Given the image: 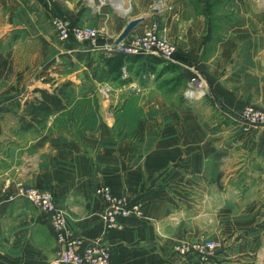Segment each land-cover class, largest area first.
<instances>
[{
  "label": "crops",
  "instance_id": "obj_1",
  "mask_svg": "<svg viewBox=\"0 0 264 264\" xmlns=\"http://www.w3.org/2000/svg\"><path fill=\"white\" fill-rule=\"evenodd\" d=\"M114 1L0 0V53L11 60L0 74V264H49L59 249L49 212L25 199L23 186L48 188L79 251L101 240L112 264H264V125L239 116L245 105L264 108V0H230L221 26L192 0ZM156 2L160 33L177 45L174 89L135 77L100 87L73 53L100 48L72 40L69 48L49 24L59 16L93 26L104 41L132 18L146 19L131 34L142 32ZM192 74L204 92L188 99ZM64 81L72 86L64 108L26 127L33 89L55 92ZM102 184L140 203L143 216L105 230L94 192ZM200 240L216 242L205 259L179 249Z\"/></svg>",
  "mask_w": 264,
  "mask_h": 264
},
{
  "label": "built area",
  "instance_id": "obj_2",
  "mask_svg": "<svg viewBox=\"0 0 264 264\" xmlns=\"http://www.w3.org/2000/svg\"><path fill=\"white\" fill-rule=\"evenodd\" d=\"M114 0H98V5L113 4ZM153 18L140 33L130 34L123 40L115 43V38L100 41V30L93 26L73 23L68 19L53 16L50 19L51 26L59 41H75L81 43L86 49L100 48L103 54L111 55L123 53L135 55L139 53L153 54L165 60H171L177 50V45L160 33L158 16L161 7L158 2L153 4ZM204 92L196 74H192L184 91V97L194 99ZM241 120L248 126L264 125V108L245 105L239 112ZM95 194L102 200L104 206L100 212V218L105 230L118 227L119 221L130 215L143 216L140 203L128 204L126 197L116 196L108 185H99L95 188ZM20 194L34 206L49 212V221L58 242V252L49 264H112L109 248L96 240L89 242L82 251L78 247L82 240L67 233L66 214L55 200L53 193L48 188L38 186H23ZM216 246L213 240H200L192 243H183L179 249L192 251L200 259H205Z\"/></svg>",
  "mask_w": 264,
  "mask_h": 264
},
{
  "label": "trees",
  "instance_id": "obj_3",
  "mask_svg": "<svg viewBox=\"0 0 264 264\" xmlns=\"http://www.w3.org/2000/svg\"><path fill=\"white\" fill-rule=\"evenodd\" d=\"M73 48L72 45H68ZM74 56L84 63L90 70L93 77L98 81H120L122 84L128 83L132 80L130 76L143 73H156L158 65H164L162 71L177 70L178 66L172 62H167L153 54H135L126 55L123 53L107 54H92L91 51H84L81 49L73 50ZM138 65V69L132 72L133 66ZM11 60L9 53H0V74L10 68ZM124 71L128 74L123 77ZM158 73V72H157ZM70 85L69 81H64L56 88L55 92H49L45 88H34V92L39 93V97H34L26 105V115L28 116L27 126L32 127L34 124L42 123L49 115L60 111L64 108L65 102L63 90Z\"/></svg>",
  "mask_w": 264,
  "mask_h": 264
},
{
  "label": "rangeland",
  "instance_id": "obj_4",
  "mask_svg": "<svg viewBox=\"0 0 264 264\" xmlns=\"http://www.w3.org/2000/svg\"><path fill=\"white\" fill-rule=\"evenodd\" d=\"M229 1L230 0H192L196 9L204 15L205 19L209 22V24L214 25V26L215 25L221 26V25L225 24V22L228 19H230L231 15L228 12ZM145 22H146V19H144L142 22H140L134 28V30L138 26L142 25ZM49 24H51L50 21H49ZM130 34L128 36H130ZM62 42L64 43V45H71V43H69V41H62ZM75 43L82 45L81 43H78V42H75ZM166 61L171 62L170 60H166ZM163 66L164 65H158L156 67V73H154L152 75H148L151 73L139 72L138 75H133V73H132L130 76L138 78V81L140 84H146V83L148 84L149 82H153L152 85L154 84L153 86H155V87H160V88L162 87L164 89L178 88V84H179L178 80H180L182 70L178 67L177 70L169 69L167 71H162L161 69ZM137 69H138V65H134L132 72H134ZM121 84L122 83L120 81H108L107 80V81L101 82L100 87H108V88H115L116 87L117 88V87H121L122 86ZM67 88H72V86L69 85L66 87V89ZM186 89H187V87L185 88V90ZM69 99L70 98L67 97V100H69ZM79 107H80V109H84L86 107V104L85 103L79 104ZM87 108H88L89 113H90L89 118L87 119L88 120L87 124L88 125L94 124L96 122L97 118L95 116V112L93 111V106L89 105V107H87ZM255 195H257V194H255ZM260 229L264 232V223L261 225ZM260 249H264V236H263V239L260 241ZM262 260L264 261V257H262Z\"/></svg>",
  "mask_w": 264,
  "mask_h": 264
},
{
  "label": "water",
  "instance_id": "obj_5",
  "mask_svg": "<svg viewBox=\"0 0 264 264\" xmlns=\"http://www.w3.org/2000/svg\"><path fill=\"white\" fill-rule=\"evenodd\" d=\"M143 20V17L129 19L123 27L122 31L116 36L114 42L117 43L127 37L134 30V28Z\"/></svg>",
  "mask_w": 264,
  "mask_h": 264
},
{
  "label": "bare ground",
  "instance_id": "obj_6",
  "mask_svg": "<svg viewBox=\"0 0 264 264\" xmlns=\"http://www.w3.org/2000/svg\"><path fill=\"white\" fill-rule=\"evenodd\" d=\"M123 5H124L125 8L128 7V2H127V0H123Z\"/></svg>",
  "mask_w": 264,
  "mask_h": 264
}]
</instances>
